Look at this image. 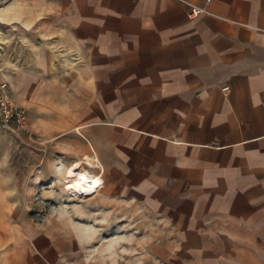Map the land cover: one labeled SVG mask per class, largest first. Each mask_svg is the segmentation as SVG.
Listing matches in <instances>:
<instances>
[{
	"label": "crops",
	"instance_id": "crops-1",
	"mask_svg": "<svg viewBox=\"0 0 264 264\" xmlns=\"http://www.w3.org/2000/svg\"><path fill=\"white\" fill-rule=\"evenodd\" d=\"M33 1L47 41L77 59L49 82L36 130L73 143L69 158L101 170L108 195L264 264V0ZM7 245L0 264L54 259L52 243Z\"/></svg>",
	"mask_w": 264,
	"mask_h": 264
},
{
	"label": "rangeland",
	"instance_id": "rangeland-1",
	"mask_svg": "<svg viewBox=\"0 0 264 264\" xmlns=\"http://www.w3.org/2000/svg\"><path fill=\"white\" fill-rule=\"evenodd\" d=\"M43 17L33 0H0V77L24 105L30 126L23 133L0 124V249L13 240L52 243V264H234L228 257L237 250L221 233L213 241L181 232V218L173 213L162 216L126 194L108 195L104 187L84 198L65 192L73 143L39 133L34 123L46 120L53 107L49 82L62 83L63 66H75L77 59L68 58L62 43L47 41ZM55 92L61 100L63 91ZM91 171L103 186L102 171Z\"/></svg>",
	"mask_w": 264,
	"mask_h": 264
},
{
	"label": "built area",
	"instance_id": "built-area-1",
	"mask_svg": "<svg viewBox=\"0 0 264 264\" xmlns=\"http://www.w3.org/2000/svg\"><path fill=\"white\" fill-rule=\"evenodd\" d=\"M201 10L199 6L190 4L188 15L193 18ZM9 86L8 80L0 77V124L13 126L19 132L28 133L30 131L28 113L23 105L12 99Z\"/></svg>",
	"mask_w": 264,
	"mask_h": 264
},
{
	"label": "bare ground",
	"instance_id": "bare-ground-1",
	"mask_svg": "<svg viewBox=\"0 0 264 264\" xmlns=\"http://www.w3.org/2000/svg\"><path fill=\"white\" fill-rule=\"evenodd\" d=\"M102 183L99 174L93 173L81 161L71 162L65 168L63 187L71 197L84 198L95 193Z\"/></svg>",
	"mask_w": 264,
	"mask_h": 264
}]
</instances>
